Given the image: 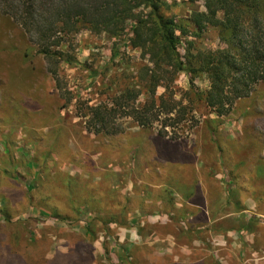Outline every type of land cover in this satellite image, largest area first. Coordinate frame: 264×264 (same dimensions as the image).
I'll list each match as a JSON object with an SVG mask.
<instances>
[{"label": "rangeland", "instance_id": "374dc122", "mask_svg": "<svg viewBox=\"0 0 264 264\" xmlns=\"http://www.w3.org/2000/svg\"><path fill=\"white\" fill-rule=\"evenodd\" d=\"M167 3L164 14L186 24L205 0ZM188 30L182 55L190 41L224 47L217 29ZM131 38L130 29L118 38L82 31L66 49L75 63L56 66L0 11V264H264V84L217 117L194 96L207 78L192 89L182 73L169 94L191 105L197 125L191 113L178 125L160 116L144 129L129 118L118 136L90 133L79 102L142 90L146 61ZM147 98L142 90L137 104ZM164 122L173 124L166 137ZM174 190L184 213H200L173 214Z\"/></svg>", "mask_w": 264, "mask_h": 264}, {"label": "trees", "instance_id": "16d2710c", "mask_svg": "<svg viewBox=\"0 0 264 264\" xmlns=\"http://www.w3.org/2000/svg\"><path fill=\"white\" fill-rule=\"evenodd\" d=\"M169 6L167 0H0V11L19 24L37 51L56 66L61 61L75 63L67 50L82 31L118 38L130 29L131 44L141 49V59L146 61L139 64L137 84L146 90L147 101L139 106L142 90L130 85L110 101L96 105L81 101L76 107L88 132L108 137L122 134V120L129 118L145 129L159 122L160 116L178 125L192 113L188 121L197 125L191 105L183 106L169 94L182 73L189 77L192 89L196 79L207 78L208 90L194 96L217 117L230 115L264 84V0H205L204 11H194L186 24L164 14ZM188 24L194 26L195 38L210 28L219 30L224 47L196 50L190 41L182 55L183 39L190 34ZM50 72L62 90L57 68ZM160 87L165 92L158 95ZM167 127L173 124L164 122L160 136H167Z\"/></svg>", "mask_w": 264, "mask_h": 264}, {"label": "crops", "instance_id": "0c3cea01", "mask_svg": "<svg viewBox=\"0 0 264 264\" xmlns=\"http://www.w3.org/2000/svg\"><path fill=\"white\" fill-rule=\"evenodd\" d=\"M161 187H163V186L162 185H158V186L157 185H153V189L155 190V192H157L159 190V188H161ZM189 196L192 197V193H190ZM181 197H182V195L179 192H177L176 190L173 191V214H197V213H200L198 211V209H200L198 206H195L197 208V210H195V212L197 211V213H195V212H192V213L191 212H189V213L185 212L184 213V210H182L183 206L181 205V203L184 202V198L183 197L181 198ZM156 200H157V198H155V201ZM159 200L162 203H166L167 202V198L161 197ZM159 200L157 202H160ZM148 201L152 202L154 200L151 198V199H148ZM191 204H193V203H190L189 205H191ZM205 213H208V212L206 211Z\"/></svg>", "mask_w": 264, "mask_h": 264}]
</instances>
